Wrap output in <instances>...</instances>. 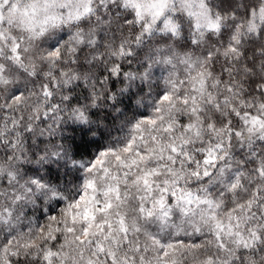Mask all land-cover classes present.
Segmentation results:
<instances>
[{
  "label": "snow or ice",
  "instance_id": "obj_1",
  "mask_svg": "<svg viewBox=\"0 0 264 264\" xmlns=\"http://www.w3.org/2000/svg\"><path fill=\"white\" fill-rule=\"evenodd\" d=\"M0 264H264V0H0Z\"/></svg>",
  "mask_w": 264,
  "mask_h": 264
},
{
  "label": "clouds",
  "instance_id": "obj_2",
  "mask_svg": "<svg viewBox=\"0 0 264 264\" xmlns=\"http://www.w3.org/2000/svg\"><path fill=\"white\" fill-rule=\"evenodd\" d=\"M63 34H64L63 29H52L48 33V40L50 43H54ZM162 74L163 73L160 70H154L153 74H152L153 83ZM126 85L130 88L129 91L123 92V93L117 92V99L120 102V113L116 114L117 119L114 120L113 116L106 115L105 112L101 111L99 116H98L97 123L93 125V127L95 128L97 139L100 138L101 133L107 134L108 132H114L116 130V128L113 125L114 124L118 125V123H119L118 117L120 115L126 114L125 109H130L132 111H135V108H136L135 101H136V99H138L140 97V95H141L140 89L145 87V84H144V82H142L139 79H137V81L135 83L130 84V85H128V82H125V85H122V84H120L119 80L116 81V88L117 89L123 88ZM108 111H111V108H109ZM67 135L70 138H74L77 142H79L81 140L82 134L77 133L73 136V133H67ZM70 147H73V145H70ZM56 167H58V166H56V165L53 166V169H54L53 175H55V168ZM61 176H63V173H61Z\"/></svg>",
  "mask_w": 264,
  "mask_h": 264
}]
</instances>
